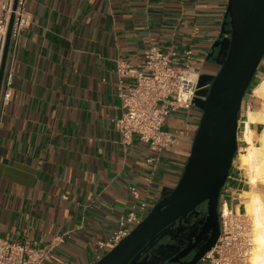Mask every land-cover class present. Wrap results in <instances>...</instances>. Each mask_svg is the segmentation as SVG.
Returning a JSON list of instances; mask_svg holds the SVG:
<instances>
[{
  "label": "crops",
  "instance_id": "1",
  "mask_svg": "<svg viewBox=\"0 0 264 264\" xmlns=\"http://www.w3.org/2000/svg\"><path fill=\"white\" fill-rule=\"evenodd\" d=\"M228 2L28 0L32 24L19 38L3 112V82L0 90V237L57 243L46 264H95L99 241L121 215L141 201L154 206L176 186L201 110L167 118L164 127L179 139L169 149L157 152L138 135L125 146L115 126L122 113L116 68L119 60L142 63L146 49L157 45L176 51L177 66L190 61L200 74H216L219 50L209 55ZM263 80L264 71L243 99L244 134L248 112L264 108ZM249 125L256 136L264 129L260 120ZM248 190L246 170L235 160L222 196L243 212ZM167 257L158 247L148 264H167Z\"/></svg>",
  "mask_w": 264,
  "mask_h": 264
},
{
  "label": "water",
  "instance_id": "2",
  "mask_svg": "<svg viewBox=\"0 0 264 264\" xmlns=\"http://www.w3.org/2000/svg\"><path fill=\"white\" fill-rule=\"evenodd\" d=\"M17 0H15L14 9ZM12 15L0 70V90L8 56ZM219 50L220 64L214 75L201 74L200 88L193 100L202 114L190 154L174 188L163 191L144 219L95 264H148L162 238L172 240L184 221L202 218L212 235L200 249L190 245L167 264H199L215 246L220 233V202L238 151L240 112L243 99L264 58V0H229L221 33L209 57ZM204 229V230H205ZM199 238L198 236L196 237ZM193 253L191 259H184ZM145 259H140L142 254ZM150 258V259H149Z\"/></svg>",
  "mask_w": 264,
  "mask_h": 264
},
{
  "label": "built area",
  "instance_id": "3",
  "mask_svg": "<svg viewBox=\"0 0 264 264\" xmlns=\"http://www.w3.org/2000/svg\"><path fill=\"white\" fill-rule=\"evenodd\" d=\"M28 0H0V70L7 39L9 23L14 15L10 46L4 70L1 98L2 112L10 103L13 88V60L22 32L32 24V13L27 7ZM191 51H188L190 54ZM176 51L163 50L150 45L144 61L131 65L119 60L116 68L118 96L122 113L115 119V126L121 134L122 143L129 146L135 135L141 141L162 152L179 143L176 135L167 130V118L180 110H190L200 88H209L211 83L199 86L200 72L190 61L180 67L174 63ZM132 82L125 87L126 79ZM134 199L141 192L131 187ZM223 195V193H222ZM147 201L134 204L133 210L121 215L117 228L104 240L99 241L97 259L117 245L138 225L152 209ZM221 233L213 247L202 260L207 264H252L254 246L253 227L246 213L234 209L224 196L220 202ZM57 243L36 245L33 242L11 241L0 237V264H46Z\"/></svg>",
  "mask_w": 264,
  "mask_h": 264
},
{
  "label": "bare ground",
  "instance_id": "4",
  "mask_svg": "<svg viewBox=\"0 0 264 264\" xmlns=\"http://www.w3.org/2000/svg\"><path fill=\"white\" fill-rule=\"evenodd\" d=\"M262 87H264V80ZM259 94L264 95V93ZM247 118V144L244 147V151L240 154V160L241 166L246 168V175L251 185V190L244 192V213L251 216L253 224L255 249L252 251V264H264V196L259 189L262 188L260 185H264V129L256 136L249 125L250 122L256 120L264 123V108L258 112L250 110Z\"/></svg>",
  "mask_w": 264,
  "mask_h": 264
},
{
  "label": "flooded vegetation",
  "instance_id": "5",
  "mask_svg": "<svg viewBox=\"0 0 264 264\" xmlns=\"http://www.w3.org/2000/svg\"><path fill=\"white\" fill-rule=\"evenodd\" d=\"M205 209L206 205L200 208V214L198 216L200 222H198L196 225H194L195 219H193L191 222L190 219L188 221H184V224L187 226V228L176 231L172 240H169V237L159 240V243H163V241L164 243H169L168 245H164L162 247V249L166 251V254L168 255L166 262H169L175 258V255L178 252L184 251L190 245L195 246L198 250L208 242L212 235L213 229L212 227L205 229V222L202 219L205 214ZM197 236L199 237L198 239L196 238ZM193 253L194 252L190 253L189 256L184 259H191Z\"/></svg>",
  "mask_w": 264,
  "mask_h": 264
},
{
  "label": "rangeland",
  "instance_id": "6",
  "mask_svg": "<svg viewBox=\"0 0 264 264\" xmlns=\"http://www.w3.org/2000/svg\"><path fill=\"white\" fill-rule=\"evenodd\" d=\"M263 66H264V60L261 62L260 66H259L258 72H257L256 75H255L254 81L257 80L258 77H259V75L264 71ZM260 72H261V73H260ZM193 107L196 108V106H194V105H193ZM244 124H245V123H244ZM246 128H247V127H246ZM241 129H242V131H243V124H242V128H240V130H241ZM241 137H242V139L245 141V143L247 144V141H246V133L244 134L243 132L239 131V138L241 139ZM243 140H242V141L240 140V145H239V147H238L237 155H236V157H235L236 163H239V161H240V165H241L240 154L244 151V147H245V144H244ZM235 160H234V161H235ZM243 168H244V167H243ZM244 169L246 170V168H244ZM261 186H263V190H262L263 192H262V194H263V196H264V185H261ZM244 211H245V210H244ZM244 211H243V212H244ZM247 216H248L249 221H250L251 224H252L251 216H249V215H247ZM252 227H253V224H252ZM253 235H254V234H253ZM111 248H112V247H111ZM111 248H109L107 251H109ZM254 249H255V245L253 246L252 251H254ZM252 255H253V252H252ZM200 262H201V261H200ZM251 262H252V259H251Z\"/></svg>",
  "mask_w": 264,
  "mask_h": 264
},
{
  "label": "trees",
  "instance_id": "7",
  "mask_svg": "<svg viewBox=\"0 0 264 264\" xmlns=\"http://www.w3.org/2000/svg\"><path fill=\"white\" fill-rule=\"evenodd\" d=\"M263 60H264V58H263ZM263 60H262V61H263ZM258 69H259V68H258ZM257 72H258V71H257ZM254 78H255V77H254ZM256 81H257V80L254 81V79H253V81H252V83H251L249 89L251 88V86H252L253 84H255ZM201 114H202V112H201Z\"/></svg>",
  "mask_w": 264,
  "mask_h": 264
}]
</instances>
